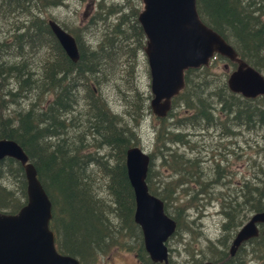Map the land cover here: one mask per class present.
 Wrapping results in <instances>:
<instances>
[{
    "label": "trees",
    "instance_id": "16d2710c",
    "mask_svg": "<svg viewBox=\"0 0 264 264\" xmlns=\"http://www.w3.org/2000/svg\"><path fill=\"white\" fill-rule=\"evenodd\" d=\"M97 1L95 13L89 22L82 27L91 35H98L97 30H101V40H97L98 48L101 52L108 51L112 55L109 61L110 70L117 72L121 69V63H119V69L116 68L118 65L116 61L122 60L127 63L126 72H135L137 55L143 51L146 44L145 34L137 19L140 8L134 4L130 5L128 0L121 1L130 11L129 15L125 16L122 7L110 10L112 15L117 16L114 19L116 22L111 21L107 28L104 26V29H101L99 25H95V18L101 9V6H98L99 4L102 5L101 0ZM0 2L4 3L7 10L13 11L22 7V12L26 13L19 21H15L21 24L18 27L9 26L3 30L4 22L0 21V36L5 35L0 41V46L3 44L4 46L13 45L12 53L15 54L14 62L3 63L0 61V86L3 89V91L0 90V102L3 103V97L10 98L12 102H19V100H13L19 94L6 89L5 85L1 83L7 75L15 78L22 90L28 84L33 85L29 90L35 89L41 92L43 94L42 99L44 98L38 111L33 107L28 110H18L15 114L4 115L0 113V138L17 141L33 162L37 176L52 203L50 227L55 233L58 251L76 257L82 264H96L99 258L107 254L111 247L123 246L122 240L126 238V234L123 232L124 230L127 231L125 228L134 227L138 230L133 220L134 191L129 182L126 167V151L131 146L138 145L137 136L132 137L131 130L127 129L126 125L121 127L117 124L120 117L112 113L102 94L97 92L95 83L90 81V76L97 79L99 78L97 75L102 72L96 71L92 65L84 67V61L88 54L93 52L88 53L87 48L82 44V30L79 26L69 27L65 23L56 21L75 37L80 58L77 62H73L52 33L47 16L42 15L40 17L38 15L35 18L32 13V8L39 5L38 0H0ZM196 8L202 22L229 42L240 59L264 74V0H196ZM12 11L10 12L12 13ZM13 18L14 13L5 22H11L14 20ZM8 34L10 39H7ZM99 37L97 38L99 39ZM27 52L34 55L40 53L42 56L40 61L41 76L38 78H34L35 74L29 70L31 69V62L27 60ZM29 59L31 61L33 58ZM220 62H225L229 71L223 73V75L225 74L224 78L216 79L213 78V68H216ZM236 66V62L216 54L208 65L187 69L184 76L185 85L179 94L173 98L171 110L166 117H156L159 122L156 130L157 145L165 147V139L172 142H184L188 127L195 125L206 127L210 118L222 125L231 121L229 129L231 127L233 129L232 125L235 126L236 124V127H255L264 123V96H258L254 99L245 98L240 94L231 92L227 87L228 73ZM23 75H27V78H24ZM105 75L104 73L103 76ZM218 80L219 82L215 85ZM82 92L86 94L80 101ZM145 99L147 103L148 99ZM79 101L83 102L82 107L78 108L83 112H79L80 116L89 114L94 122V129L101 137V139L97 137L92 139L91 148L92 146H107L110 149V159H104V156H98L94 152L82 154L81 150H86L88 147L86 145L88 142L85 143L84 138L80 137L79 144L74 143L73 145L70 141L71 144L67 145L65 140L60 137L67 129L66 118L64 117L72 111L75 105H80ZM142 111L143 106L138 104L132 111L130 109L126 116L135 123L141 118ZM147 112H150L149 105H147ZM179 113L182 116H178ZM224 134H232V130L228 134L226 132ZM239 134L241 133L233 132L228 138L234 140ZM48 135L51 138L58 137L57 141H43ZM226 137L223 136L222 138ZM65 139L68 140L66 137ZM194 145L196 147V143ZM73 147L77 151L69 156V151H73ZM222 148L225 147L222 146ZM165 155L162 157L165 158ZM215 155L218 158H214ZM215 155L209 154L212 157L209 161L211 163L216 162L217 168H219L220 161L225 159V156L222 152ZM170 156L168 160L161 158V165L171 170L174 179L158 180L160 186L166 190L167 188L170 189V193L158 192L150 182L154 155H151L147 183L150 192L163 200L165 212L179 226L181 218L183 219L185 216L181 212L182 210L177 211L178 215L173 214L169 210L168 204L176 207V209H187V206L196 205L193 203L195 200L191 202L196 196L192 195V192H196L200 187L199 192H197L198 195L202 194L211 199L212 191H210L209 172L207 171L201 177L200 171H197L201 165V155H195L192 161H188L189 158L186 157L185 152L182 154L172 153ZM95 162L98 163L99 172L97 173L100 175L97 180L96 177L94 180H89V175H92L91 173L87 174L88 166ZM7 166L12 168L13 175L5 176L2 174ZM256 168L255 174L251 178L243 179L236 188L237 191L228 196L230 199L226 205H222L227 220L225 224H222V227L227 235L220 241V249H215L212 242L208 241L211 249L216 250L208 257V260L220 264H246L245 257L249 255L244 251H246L247 244H251L254 246L252 257L255 258L257 254V260L264 264V236L261 233L243 243L235 256H230L228 252L230 241L238 228L244 224L243 220L247 214L264 211V166L257 163ZM8 177L13 178L19 187L10 189L5 185L3 186L1 181ZM190 178L194 180L182 195L184 198L188 194L191 195V201L180 202L174 206L182 199L179 196L180 193H175V188L183 180ZM89 182H93V184L97 182L94 187L104 192V194H100L102 199L97 196L98 193L93 192L94 189ZM192 184L198 186L197 190L194 191ZM26 185L23 166L10 157L1 159L0 211L16 213L24 205L27 199ZM106 198L110 199L111 202L109 203ZM173 202L175 203L173 204ZM103 203L104 210L101 209ZM113 204L117 206L116 210L120 219V236L112 235L111 233L114 232L109 234L103 229L106 227L103 220L106 223L111 221L109 214L105 215L104 212H106L108 205L112 207ZM101 214L102 216H100ZM59 220H63L64 225H60ZM122 229L123 231H121ZM138 233L139 237L137 238L142 247L141 250L144 251L139 230ZM105 236L107 237L105 238ZM124 247L126 248V246ZM196 251L201 252L202 249ZM202 258L194 264H202Z\"/></svg>",
    "mask_w": 264,
    "mask_h": 264
},
{
    "label": "rangeland",
    "instance_id": "374dc122",
    "mask_svg": "<svg viewBox=\"0 0 264 264\" xmlns=\"http://www.w3.org/2000/svg\"><path fill=\"white\" fill-rule=\"evenodd\" d=\"M38 1L39 5H35L32 8V13L35 15V18L38 17V15L40 17H42L43 15L47 16V20L52 18L59 23H65L69 27L79 26L81 28L82 44L87 48L88 53L93 52L90 53V55L88 54L86 60L84 61V67L92 65L93 68L96 69V71L102 72L98 75L96 74L99 78L96 79L90 76L89 79L90 81L95 83L97 92H99V94H102L103 99L106 101V104L110 108L112 113L120 117V121H118L117 124L121 127H124L126 125L127 129L131 130L132 137L137 136L138 145L148 153L151 151L150 155H154V164L152 166L150 182L158 192L164 193L166 191L167 194L170 193L169 188H167L166 190L163 188V186H160V182L158 181L159 179H174V175L172 176L171 170L161 165V158H164L162 157L163 155L166 154L164 159L168 160L170 154L172 153L178 152L179 154H182V152H185L187 155L186 157L189 158L188 161L194 160L193 157L195 155H201L200 168L204 170L198 168L197 171H200L199 174L201 175V177L205 175L207 171L209 172V180L211 185L210 191H212V196L211 199H208L207 196L205 197L202 194L198 195L197 192H199L200 187L197 190L198 186L192 184L191 186L194 191L197 190L196 192H192V195H196L195 198L191 201L192 197L189 194L184 198L182 193L186 192L188 185L194 180L191 178L188 180H183L175 188V193H180L179 196H181L183 200L181 199L178 203L173 202V204L175 203L174 206H177L178 204H180V202H185L187 200L191 202L195 200L193 203H196V205L187 206V209H176V207L168 204V208L173 214L178 215L177 211L182 210L181 212L185 216V218H181V222L179 223L176 233L169 240L168 244L172 250V252H170L171 259L169 264H194V262L198 261L202 257V261L208 260V257L216 251L214 249H211V247L208 245V241L210 240L212 242V245L215 247V249H220V241L227 235V232L223 231L222 227V224H225V222L227 221L225 214L223 213L224 208H222V205H226V203L230 199V197L228 196L237 191L236 188H238L243 179L251 178L255 174L257 170V163H261V165L264 166V123H260L255 127H236V124L235 126L232 125L233 129L232 127L229 129L231 121H229L225 125H222L216 121H212V118H210L208 119V124L206 125V127L200 125L188 127L186 135L187 137H185L184 142H172L169 139H165L166 146L164 147L158 144V147L156 142V130L158 128L159 122L156 119V116L151 112V109L150 112H147V105H149L152 93L150 87L151 77L145 52L140 51L138 53L135 72H126L127 63L122 60L116 61L118 63L116 68L119 69V63H121V69H119L117 72H113L112 70H110L111 66L109 64L110 57L112 55L108 51H105V55H103L104 53L101 52L98 48L99 45L97 43V40H101V30H97L98 35L93 34V36L86 32V29L82 27L89 22L91 16L95 13L98 2L97 0H52L50 2H48L47 0ZM121 1L124 0H101L102 5L99 4L98 7L101 6L102 10L100 9L95 18V25H99L101 29H104V26H106L107 28L108 23L111 21L114 22V19L117 17L112 15L110 13V10H113L117 7H122V12L125 13V16L127 17L130 11L127 7L124 6L123 2ZM128 3L130 5L134 4L140 9L143 7L141 0H128ZM10 11L12 10H7L4 3L2 4V2H0V21L4 22V26H2L3 30L9 28V26L18 27L19 25H21L20 23L15 21H19V19L25 15V13L22 12L21 7L13 10L12 13ZM13 13L14 20L11 22H5L7 18H9ZM27 16L29 18L28 13ZM104 23L105 25H103ZM4 36L5 35L0 36V41H2ZM97 37H99V39ZM7 39H10L9 34ZM12 46L13 45L4 46V44L3 46H0V61H2L3 63L14 62L15 58L13 57H15V54L12 53ZM106 55H109V57H107ZM26 57L27 60L31 62V69L29 70L30 72L35 74L34 78L40 77V61L42 57L40 53L34 55L33 53L28 54L27 52ZM29 58L33 59L30 61ZM224 65L225 62H220L217 64L216 68H213V78L219 79L225 77V74L223 75V73L225 71H229V69L225 70ZM104 73L106 74L105 76H103ZM23 77L27 78V75H23ZM218 82L219 80L215 82V85H217ZM1 83L5 85L6 89L13 90L14 92L19 94L13 99L14 101L19 100V102H12L10 101V98L6 99L5 97H3V103L2 101L0 102V113L4 115L15 114L18 110H28L32 109L33 107L36 111L40 109V105L44 101V98L42 99L43 94H41V92L39 91H36L35 89L29 90L33 85L28 84L22 90L20 89V84L16 81V79L12 76L9 77L8 75L5 80L1 81ZM0 90L3 91L1 86ZM85 94L86 93L84 92L80 94V101L83 100ZM145 98L148 99L147 103ZM82 103L83 102H80V105L78 106L75 105L72 111L67 115L68 117H64L66 118L67 129L65 130V133L61 134L60 137L65 140V144L67 145L71 144L70 141L73 145L74 143L79 144L80 139L84 138L86 140L85 143L88 142L86 144L88 147L86 148V150H81L82 154L94 152L98 156H104V159H110V149L107 148V146H92L91 148L90 142L92 141V139H94V137L101 139V137L99 133L94 129L95 125L92 121L91 116L89 114H83L80 116L79 112H83L78 108L82 107ZM138 104L141 107L143 106V115L134 123L132 119L128 118L126 115L130 111V109L132 111V109L135 108V106ZM178 116L182 115L179 113ZM89 121H91V123H89ZM232 124H234V122H232ZM230 130H232V134L233 132H240L241 134H239L236 139L232 140L228 138L232 134H224V132L228 134ZM131 134H128V136H131ZM223 136L227 137L222 138ZM65 137L68 138L69 141L65 139ZM57 138L58 137L51 138L48 135L43 139V141L50 140L56 142ZM194 143H196L197 148L195 147ZM222 146H224L225 148L223 149ZM76 151L77 150L73 147V151H69V156L72 153L74 154ZM220 152L223 153L225 159L220 161L221 163L219 165V168H217L218 164L216 162L211 163L209 161L212 159L209 154L215 155L219 154ZM170 157L173 158L174 156ZM214 158H218V156L215 155ZM97 172H99L98 163L95 162L89 165L87 174L91 173L92 175L90 176L88 174L89 180H94L95 177L97 180L100 175ZM2 174L5 176H10L14 174V171L10 166H7ZM89 183L90 186L94 189L93 192L98 193L97 196L102 199L100 194H104V192L102 190H97L94 187L97 182H94V184L93 182ZM1 184L3 186H7L10 189H13V187H19L18 184L13 181V178L11 179L10 177L1 181ZM106 200L109 201L110 199L106 198ZM110 202L111 201H109V203ZM104 203L101 208L102 210H104ZM107 207L108 208L104 213L105 215L109 214L111 221H107L106 223L105 220H103L104 224L106 225V227L103 229L109 234L111 232H114L111 234L120 236V219L116 210L117 206L113 204L112 207L111 205H108ZM251 215L252 213L247 214L243 222L245 223L251 217ZM100 216H102V214ZM58 222L60 225H64L63 220H59ZM125 229L127 231L124 230L123 232L126 234V238L122 240L123 246L118 245L117 247H111L108 253L101 256L96 264H139L138 256L147 260L145 251L141 250L142 247L137 238L139 237L138 230L134 229V227ZM121 231H123V229ZM106 237L107 236H105V238ZM124 246H126V248ZM253 248L254 246H252L251 244H247L246 246V251L244 252L249 255L245 257L246 264H262V261L257 260V254L255 255V258L252 257ZM195 249H202V251L199 252ZM242 254L244 255V253Z\"/></svg>",
    "mask_w": 264,
    "mask_h": 264
},
{
    "label": "water",
    "instance_id": "95a60500",
    "mask_svg": "<svg viewBox=\"0 0 264 264\" xmlns=\"http://www.w3.org/2000/svg\"><path fill=\"white\" fill-rule=\"evenodd\" d=\"M142 2L138 21L146 38L150 107L156 116L165 117L171 109L173 97L185 85V70L208 65L215 54L237 62L226 82L231 92L245 98L264 95V74L240 59L229 42L202 22L196 0ZM48 25L69 59L77 62L79 50L74 36L52 19ZM5 157L23 166L27 199L16 213L0 211V264H81L76 257L56 248L55 233L50 228L52 203L22 146L13 139L0 138V160ZM149 161V155L139 146L126 151L128 179L135 197L134 221L141 227L150 259L168 264L165 243L175 232L176 222L164 212L163 201L149 191L146 181ZM261 224L264 211L253 213L234 235L229 255L234 256L243 243L257 237Z\"/></svg>",
    "mask_w": 264,
    "mask_h": 264
},
{
    "label": "bare ground",
    "instance_id": "6f19581e",
    "mask_svg": "<svg viewBox=\"0 0 264 264\" xmlns=\"http://www.w3.org/2000/svg\"><path fill=\"white\" fill-rule=\"evenodd\" d=\"M114 4V3H113ZM120 4V3H119ZM57 5V4H56ZM22 8V7H21ZM113 9V8H112ZM37 10V9H36ZM102 10V9H101ZM102 13V12H101ZM26 14V13H25ZM109 17V16H108ZM52 19V18H51ZM52 20H54V19H52ZM55 22H56V20H54ZM30 23V22H29ZM58 23V22H57ZM59 24V23H58ZM60 25V24H59ZM61 26V25H60ZM62 27V26H61ZM63 28V27H62ZM70 33V32H69ZM72 34V33H71ZM74 36V35H73ZM75 38V37H74ZM92 42V41H91ZM94 47V46H93ZM97 49V48H96ZM43 51V50H42ZM41 51V52H42ZM45 52V51H44ZM37 55V54H36ZM38 58V57H37ZM79 58H80V54H79ZM79 58H78V60H79ZM106 59V58H105ZM77 60V61H78ZM34 64V63H33ZM26 98V97H25ZM143 115V114H142ZM196 138V137H195ZM14 140V139H13ZM69 140V139H68ZM17 142V141H16ZM134 146H139V145H134ZM131 147H133V146H131ZM141 147V146H140ZM147 152V151H146ZM151 152V151H150ZM150 152L148 153L147 152V154L149 155V158H150V161H149V167H148V171L150 170V166H151V155H150ZM29 157V156H28ZM29 161L31 162V163H33L31 160H30V158H29ZM34 165V164H33ZM90 169V168H89ZM147 175H148V172H147ZM215 176V175H214ZM146 181H147V178H146ZM148 184V183H147ZM149 187V186H148ZM150 191V190H149ZM220 194V193H219ZM177 228H178V225H177ZM261 233V232H260ZM262 234V233H261ZM223 236V235H222ZM239 251V250H238ZM235 256V255H234ZM80 261V260H79ZM80 263H81V261H80ZM170 263V254L168 253V264ZM218 263V262H217ZM82 264V263H81ZM218 264H220V263H218Z\"/></svg>",
    "mask_w": 264,
    "mask_h": 264
},
{
    "label": "flooded vegetation",
    "instance_id": "af4514ba",
    "mask_svg": "<svg viewBox=\"0 0 264 264\" xmlns=\"http://www.w3.org/2000/svg\"><path fill=\"white\" fill-rule=\"evenodd\" d=\"M140 228V227H139ZM141 230V229H140ZM170 240V239H169ZM168 240V241H169ZM169 242H167V245H168V251H169V254H170V252H172V250H171V248H170V246H169V244H168ZM145 250V249H144ZM145 255H146V258H147V260H145V259H143V258H141V257H139V264H165L164 262H153L151 259H150V257H149V255H148V253L145 251ZM170 259H171V255H170Z\"/></svg>",
    "mask_w": 264,
    "mask_h": 264
}]
</instances>
